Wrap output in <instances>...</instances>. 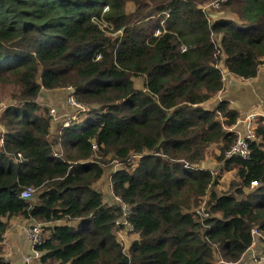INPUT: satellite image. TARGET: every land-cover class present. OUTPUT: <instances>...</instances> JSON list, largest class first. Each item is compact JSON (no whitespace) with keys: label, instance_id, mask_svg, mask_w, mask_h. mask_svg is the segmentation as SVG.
Masks as SVG:
<instances>
[{"label":"trees","instance_id":"16d2710c","mask_svg":"<svg viewBox=\"0 0 264 264\" xmlns=\"http://www.w3.org/2000/svg\"><path fill=\"white\" fill-rule=\"evenodd\" d=\"M225 5L237 19L212 22L197 0H0V90L15 87L0 117V245L9 221L22 218L50 225L35 248L38 264H214L215 252L227 263L245 256L252 229L264 230V127L250 158L227 159L240 114L225 100L211 110L204 104L224 91L221 62L238 78L258 77L264 0ZM139 77L144 90L135 87ZM70 87L89 111L62 129L57 158L49 110L38 99L42 90ZM214 145L224 171L237 174L233 192L210 194L218 182L197 169ZM109 157L125 166L112 186L139 236L129 249L116 236L122 208L95 189ZM253 181L260 186L246 192ZM27 188L35 201L21 198ZM208 194L213 217L202 226L193 211ZM0 264L11 263L0 253Z\"/></svg>","mask_w":264,"mask_h":264},{"label":"rangeland","instance_id":"374dc122","mask_svg":"<svg viewBox=\"0 0 264 264\" xmlns=\"http://www.w3.org/2000/svg\"><path fill=\"white\" fill-rule=\"evenodd\" d=\"M199 2L200 7L207 13L210 20L215 22L216 20L221 19V17H232L237 19L236 15L232 12L230 8L225 5L220 8H216L214 6V2L216 0H197ZM137 10L136 6L132 3H129L126 6V11L128 14L135 13ZM150 20V19H149ZM110 34V32H109ZM111 36V35H110ZM116 36V35H115ZM220 66H224L223 62L220 63ZM135 87L138 90H144L145 78L139 77L134 80ZM15 87L8 85L1 87L0 90V108L5 110L14 100L12 99V94L15 92ZM67 91L59 90L56 92H51L47 90H42L38 102L49 110V116L51 119V132L48 140L54 145V150H59V143L61 139L62 129L64 128L65 120L69 119L65 118V115L76 114L72 109L67 107ZM13 104V103H12ZM55 110L54 117H52V111ZM4 112V111H3ZM62 116L59 119V116ZM78 115V114H77ZM84 117V114H79L78 121ZM59 119V120H58ZM76 121V122H78ZM84 125L87 122H82ZM3 130L6 129L0 122V137L3 136ZM57 142V144L55 143ZM219 145H214L208 150V154L206 159L201 162L198 166L203 167L202 169H209L211 172L216 173L220 177L223 176L222 180L218 185L213 186L210 191V194L215 191L219 194H226L233 192V183H240L237 179L236 172L230 171V173H226L224 171L222 164L217 161V157L220 154ZM139 159V158H138ZM99 161H103V158L98 159ZM107 166H106V174L102 177L99 182L95 184V189L102 192L106 204H113L118 206V203L113 200V186H112V175L119 170L125 169L123 165L118 162H113L111 157L107 158ZM136 164L137 159L133 160ZM93 162V161H92ZM133 169L130 168L129 172H132ZM253 190H247L246 192H251ZM37 198V194L33 197L31 201H35ZM22 223V224H21ZM67 222H61V225H66ZM72 225H77L78 221H71ZM37 224L35 221H26L22 218H14L9 221V230L6 236L11 235V242L8 237L5 236V240L9 241L8 247L5 245H0V253L1 255H6L4 258L9 260L11 264H24L27 259H29V264H38L39 260H35L33 252L34 249L29 246L26 241V231ZM50 225H42L44 229V238L47 237V232L45 229ZM116 236L117 239L126 249H129L131 244L138 240L139 236L134 234L129 228L118 229L116 227ZM129 247V248H127Z\"/></svg>","mask_w":264,"mask_h":264},{"label":"built area","instance_id":"2783aa9c","mask_svg":"<svg viewBox=\"0 0 264 264\" xmlns=\"http://www.w3.org/2000/svg\"><path fill=\"white\" fill-rule=\"evenodd\" d=\"M228 2H229V0H216L214 2V6L216 8H220L221 6H224ZM220 67L222 69L223 81H224V83H226L227 77L230 73L228 72V70L224 66L223 67L220 66ZM65 90L67 91V94H68L67 103H66L67 107L72 109L76 113V114H69V115L64 116L65 118H67V117L69 118V119L65 120L64 127L66 128V127H69L72 123L78 121L79 114H82V113L84 114V113L88 112L89 109H88V107L83 106L82 104H80L77 101V99L74 95V93H75L74 88L70 87V88H67ZM3 111L4 110H2L0 108V117L3 114ZM54 113H55V110L52 111V117H54ZM61 118H62V116L60 115L59 119H61ZM259 127H264V114L258 110L247 114L243 119H239L237 124L229 129L230 132L234 133L237 136V140H236L234 146L228 152H226V158L227 159H230L233 157H241L244 159L250 158V156H251L250 144L254 141H257L256 131ZM5 134H6V131L3 130V136L0 137V148L3 147V145H4ZM93 148L95 151L98 150V147L96 145ZM54 153H55V156L57 158H60L62 156L60 144H59V150L58 151L54 150ZM138 158L139 157H134V159H137V161L139 160ZM136 166H137V164L133 167H136ZM197 169H202V168L197 166ZM226 173H230V171H226L225 174ZM211 174H212V177L214 179V182H218V183L221 182L223 176L220 177L219 175H216V173H214V172H211ZM259 186H260V182L253 181L250 184L249 189L254 190L255 188H258ZM35 194H36L35 189L27 188L22 193L21 198L24 200H30L35 196ZM209 199H210V194H208L207 196L202 198L201 206L198 209H196L195 211H193L197 217V220L200 222V224H202V226H205V221L207 219H210L213 217V215L209 212V208H208ZM113 200L115 202H117L118 206H120L122 208V212L124 214V218L117 222L116 227L118 229L119 228L120 229L129 228V230L134 233L132 226L126 220L129 217V215L131 214L130 208L128 206L122 204L121 200H119L114 195H113ZM108 205L113 206V204H108ZM251 235H252L251 247L249 248V250L247 251L245 256L240 261H238L236 263L224 262L219 257L217 252H215L214 264H264V252H258V250H257L259 247L264 246V230L261 228L255 227L252 229ZM43 240H44V229H43L42 225L32 226L26 231V241L29 244V246L34 249L33 255H34L35 260H39V261L41 260L42 254L40 252L36 251L35 248L38 245H41ZM29 261L30 260L27 259L24 264H29Z\"/></svg>","mask_w":264,"mask_h":264},{"label":"crops","instance_id":"0c3cea01","mask_svg":"<svg viewBox=\"0 0 264 264\" xmlns=\"http://www.w3.org/2000/svg\"><path fill=\"white\" fill-rule=\"evenodd\" d=\"M224 87V91L204 104L205 108L211 110L221 101L225 100L230 103V108L232 110L237 111L240 114L239 119H243L247 114L256 110L264 114V64L260 66L258 77L255 79L244 80L229 74L227 77V82L224 83ZM56 91L59 90L51 92ZM6 237H8L11 242V235ZM2 245L8 247L9 241L5 240ZM257 250L258 252H264V246L259 247ZM5 256L6 255H4V257ZM7 261L9 260L7 259Z\"/></svg>","mask_w":264,"mask_h":264},{"label":"water","instance_id":"95a60500","mask_svg":"<svg viewBox=\"0 0 264 264\" xmlns=\"http://www.w3.org/2000/svg\"><path fill=\"white\" fill-rule=\"evenodd\" d=\"M33 199V198H32ZM32 199H30L29 201H31Z\"/></svg>","mask_w":264,"mask_h":264}]
</instances>
